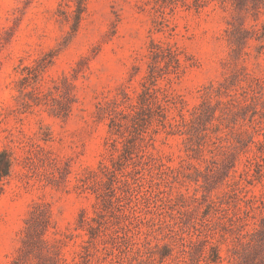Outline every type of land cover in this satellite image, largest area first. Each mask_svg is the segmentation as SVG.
Listing matches in <instances>:
<instances>
[{
	"label": "rangeland",
	"instance_id": "obj_1",
	"mask_svg": "<svg viewBox=\"0 0 264 264\" xmlns=\"http://www.w3.org/2000/svg\"><path fill=\"white\" fill-rule=\"evenodd\" d=\"M0 264H264V0H0Z\"/></svg>",
	"mask_w": 264,
	"mask_h": 264
},
{
	"label": "trees",
	"instance_id": "obj_2",
	"mask_svg": "<svg viewBox=\"0 0 264 264\" xmlns=\"http://www.w3.org/2000/svg\"><path fill=\"white\" fill-rule=\"evenodd\" d=\"M0 157H1V154H0ZM9 166H10V164H9V162H7L6 167L3 169H0V178L8 174Z\"/></svg>",
	"mask_w": 264,
	"mask_h": 264
}]
</instances>
